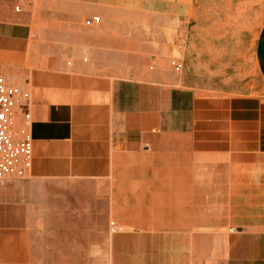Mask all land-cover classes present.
<instances>
[{
    "label": "crops",
    "instance_id": "obj_1",
    "mask_svg": "<svg viewBox=\"0 0 264 264\" xmlns=\"http://www.w3.org/2000/svg\"><path fill=\"white\" fill-rule=\"evenodd\" d=\"M195 12L0 0V76L30 94L34 140L0 181V264H264V95L181 85Z\"/></svg>",
    "mask_w": 264,
    "mask_h": 264
},
{
    "label": "rangeland",
    "instance_id": "obj_2",
    "mask_svg": "<svg viewBox=\"0 0 264 264\" xmlns=\"http://www.w3.org/2000/svg\"><path fill=\"white\" fill-rule=\"evenodd\" d=\"M262 0H196L188 37L180 38L181 85L205 94L264 95L256 45Z\"/></svg>",
    "mask_w": 264,
    "mask_h": 264
},
{
    "label": "built area",
    "instance_id": "obj_3",
    "mask_svg": "<svg viewBox=\"0 0 264 264\" xmlns=\"http://www.w3.org/2000/svg\"><path fill=\"white\" fill-rule=\"evenodd\" d=\"M99 22V19H95ZM176 72L183 65L173 61ZM30 94L0 76V181L25 178L33 165L31 115L21 112Z\"/></svg>",
    "mask_w": 264,
    "mask_h": 264
}]
</instances>
